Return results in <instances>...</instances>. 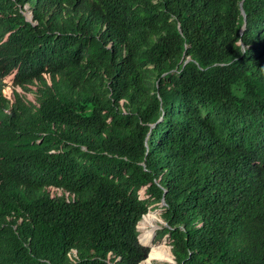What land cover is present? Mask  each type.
<instances>
[{
  "label": "trees",
  "instance_id": "trees-1",
  "mask_svg": "<svg viewBox=\"0 0 264 264\" xmlns=\"http://www.w3.org/2000/svg\"><path fill=\"white\" fill-rule=\"evenodd\" d=\"M0 33L51 79L1 126L39 172L0 182L5 264H264V0H0Z\"/></svg>",
  "mask_w": 264,
  "mask_h": 264
},
{
  "label": "clouds",
  "instance_id": "clouds-1",
  "mask_svg": "<svg viewBox=\"0 0 264 264\" xmlns=\"http://www.w3.org/2000/svg\"><path fill=\"white\" fill-rule=\"evenodd\" d=\"M23 13L27 21L34 25L38 23L33 20L28 5ZM44 80L51 82L44 62L33 49L31 36L12 39L9 34L0 33V182L17 192L26 190L30 182L38 177L36 154L31 146H23V152H20L15 130L12 134L3 132L1 126L6 114L20 106H23V111L25 105L35 103L41 96ZM21 123L19 121L18 125ZM254 161L256 166L261 167L260 162ZM5 260L0 256V264H5Z\"/></svg>",
  "mask_w": 264,
  "mask_h": 264
},
{
  "label": "rangeland",
  "instance_id": "rangeland-1",
  "mask_svg": "<svg viewBox=\"0 0 264 264\" xmlns=\"http://www.w3.org/2000/svg\"><path fill=\"white\" fill-rule=\"evenodd\" d=\"M157 216L154 214V215H151L149 216L145 221H144V227H145V233H144V240L146 242H150L153 234H154V231L156 229V221H157ZM155 258L156 259H161L162 258V251L161 250H158L155 254Z\"/></svg>",
  "mask_w": 264,
  "mask_h": 264
}]
</instances>
